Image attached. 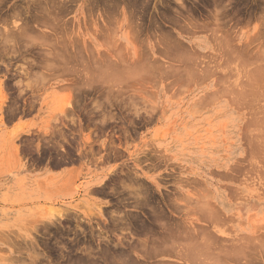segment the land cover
<instances>
[{
	"label": "rangeland",
	"instance_id": "obj_1",
	"mask_svg": "<svg viewBox=\"0 0 264 264\" xmlns=\"http://www.w3.org/2000/svg\"><path fill=\"white\" fill-rule=\"evenodd\" d=\"M47 1L0 0V264H264V0Z\"/></svg>",
	"mask_w": 264,
	"mask_h": 264
},
{
	"label": "bare ground",
	"instance_id": "obj_2",
	"mask_svg": "<svg viewBox=\"0 0 264 264\" xmlns=\"http://www.w3.org/2000/svg\"><path fill=\"white\" fill-rule=\"evenodd\" d=\"M49 1V0H48ZM47 1V2H48ZM43 8V7H42ZM43 10V9H42ZM49 11V10H48ZM43 12H44V10H43ZM61 12V11H60ZM39 13V12H38ZM52 13V12H51ZM47 14H49V13H47ZM41 15H43V14H41ZM44 16V15H43ZM42 16V17H43ZM47 16V18L49 17L48 15H46ZM5 18V17H4ZM47 18H45V16H44V20H43V22H47L45 19H47ZM47 20H49V19H47ZM55 20V19H54ZM42 22V23H43ZM26 23V22H25ZM62 23V22H61ZM25 25V24H24ZM42 25V24H41ZM46 25V24H45ZM54 25V24H53ZM48 26V25H47ZM22 27V26H21ZM50 27V26H49ZM48 28V27H47ZM54 28V27H53ZM59 28V27H58ZM60 28H62V26H60ZM55 30H56V28H55ZM54 30V31H55ZM60 30V29H59ZM58 30V31H59ZM19 31V30H18ZM43 31V30H42ZM52 31V30H51ZM44 32H46V31H44ZM48 32V31H47ZM41 33V32H40ZM7 34V33H6ZM6 34H5V36H6ZM43 34H45V33H42V36H43ZM49 34V33H48ZM53 34V33H52ZM56 34V33H55ZM163 34V33H162ZM166 34V33H165ZM168 34V33H167ZM53 36V35H52ZM166 37H167V35H165ZM169 36V35H168ZM163 37V36H162ZM47 38V37H46ZM60 38V37H59ZM62 38V37H61ZM66 38V37H65ZM69 38V37H68ZM169 38V37H168ZM55 39H58V38H55ZM164 39V38H163ZM53 40V39H52ZM62 40H64V39H62ZM162 40V39H161ZM46 41V40H45ZM169 40H167V42H168ZM73 42H74V40H73ZM76 42V41H75ZM157 42V41H156ZM171 42V41H170ZM61 43H63V44H60L62 47H64V48H66L67 46L65 45L66 43L65 42H63V41H61ZM65 43V44H64ZM72 43V42H71ZM155 43V42H154ZM159 43V42H158ZM157 43V44H158ZM172 43V42H171ZM75 44V43H74ZM168 44V43H167ZM57 45V44H56ZM65 45V46H64ZM72 45V44H71ZM154 45V44H153ZM170 45V44H169ZM52 46V45H51ZM54 46V45H53ZM59 46V45H58ZM69 46H70V44H69ZM73 46V45H72ZM76 46V45H75ZM156 46V45H155ZM160 47V46H159ZM166 47V46H165ZM172 47H174V46H172ZM182 47V46H181ZM51 48V47H50ZM57 48V47H56ZM64 48H62V49H64ZM68 48V47H67ZM70 48V47H69ZM68 48V49H69ZM74 48V47H73ZM79 48V47H78ZM161 48V47H160ZM170 48V47H169ZM179 48V47H178ZM53 49V48H52ZM61 49V50H62ZM80 49V48H79ZM167 49V48H166ZM170 49H172V48H170ZM176 49V48H175ZM71 50V49H70ZM163 50V49H162ZM225 50V49H224ZM53 51H55V50H53ZM57 51L59 52V50H58V48H57ZM57 51H55V53H57ZM65 51H67V50H65ZM78 51V50H77ZM77 51H76V53H77ZM166 51V50H165ZM173 51H174V49H173ZM176 51V50H175ZM174 51V52H175ZM47 52V51H46ZM46 52H44L45 54H46ZM64 52V51H63ZM68 52V51H67ZM188 52V51H187ZM54 52H52L51 50H50V52L48 53L49 55L50 54H53ZM66 53V52H65ZM230 53V52H229ZM47 54V55H48ZM178 54V53H177ZM46 55V56H47ZM184 55H185V53H184ZM184 55H181V56H184ZM45 56V57H46ZM58 57L57 58H54L57 62H58V60H60L59 59V56H60V54H58L57 55ZM76 56V55H75ZM189 56V55H188ZM48 57V56H47ZM53 57H54V55H53ZM53 57L51 58V59H53ZM185 57V56H184ZM183 57V58H184ZM50 58V57H49ZM48 58V59H49ZM60 58H62V57H60ZM69 58V57H68ZM68 58L65 56V54L63 55V58H62V62L64 63L65 62V60L67 59L68 60ZM149 58H150V56H149ZM149 58H147L146 57V59H149ZM41 59H42V57H41ZM47 59V58H46ZM45 59V60H46ZM53 59V60H54ZM58 59V60H57ZM79 59V58H78ZM82 59H83V56H82ZM81 59V60H82ZM156 59V58H155ZM154 59V60H155ZM194 59V58H193ZM137 60V59H136ZM141 60H143V58L141 59ZM145 60V59H144ZM154 60H152L151 59V62H150V59L148 60L150 63H148V64H150V65H152V64H154L155 63V61ZM180 60V59H179ZM189 60V59H188ZM97 61V60H96ZM147 60H145V62H146ZM147 61V62H148ZM182 61V60H181ZM184 61V60H183ZM182 61V62H183ZM186 61H187V59H186ZM193 61V60H192ZM45 62H47V61H45ZM61 62V61H60ZM59 62V63H60ZM62 62H61V64H62ZM67 62V61H66ZM65 62V64H67ZM95 62V61H94ZM142 62H144V61H142ZM35 63H39L38 61L37 62H35ZM48 63H50L49 61L47 62V63H45V64H47L48 65ZM54 63H56L55 61H54ZM58 63V64H59ZM96 63V62H95ZM136 63H139V61L137 60L136 61ZM152 63V64H151ZM179 63H181V62H179ZM187 63V62H186ZM41 64V65H40ZM45 64H43V65H45ZM58 64H57V66H58ZM120 64V63H119ZM133 64V63H132ZM158 64H160L159 62H158ZM36 65V64H35ZM39 65L40 66H43L42 65V63H39ZM47 65H45L46 67V69H48V67H47ZM60 65V64H59ZM84 65V64H83ZM134 65V64H133ZM150 65H149V67H150ZM170 65V64H169ZM174 65H176V64H174ZM174 65H173V67H174ZM49 66H53L52 65V63L49 65ZM56 66V68H58ZM60 66H64V65H60ZM70 66V65H69ZM81 66H82V64H81ZM87 66H90V65H87ZM122 66V65H121ZM137 66V65H136ZM138 66H139V64H138ZM54 67V66H53ZM53 67L51 68V69H53ZM61 67V68H62ZM65 67V66H64ZM100 67H101V65H100ZM140 67H142L141 65H140ZM148 67V68H149ZM82 68V67H81ZM88 68V67H87ZM152 68H153V66H152ZM154 68H155V65H154ZM45 69V70H46ZM91 69V68H90ZM89 69V70H90ZM118 69V68H117ZM120 69V68H119ZM134 69V68H133ZM178 69V68H177ZM67 70V69H66ZM84 70H85V68H84ZM101 70V69H100ZM121 70V69H120ZM180 70V69H179ZM49 71V70H48ZM96 71V70H95ZM131 71V70H130ZM134 71V70H133ZM193 71V70H192ZM137 72V71H136ZM136 72H134V73H136ZM178 72V71H177ZM184 73V72H183ZM89 74V73H88ZM94 74H96L95 72H94ZM125 74H127V73H125ZM129 74V73H128ZM131 74V73H130ZM139 74V73H138ZM171 74V73H170ZM259 74V73H258ZM256 75V74H255ZM127 77V76H126ZM130 77V76H129ZM92 78V77H91ZM96 80V79H95ZM178 82V81H177ZM181 82V81H180ZM124 83H126V82H124ZM127 87V86H126ZM243 88V87H242ZM245 88V87H244ZM242 90V89H241ZM244 90V89H243ZM245 90H249L250 91V89H245ZM243 93H245L244 91H243ZM253 94V93H252ZM241 95V94H240ZM246 95V94H245ZM254 96V95H253ZM262 134H264V133H262ZM264 138V137H263ZM264 141V140H263ZM262 143V142H261ZM263 145V144H262ZM200 203V202H199ZM138 204V203H137ZM202 204V203H201ZM203 204H204V202H203ZM175 205V204H174ZM207 203L204 205L205 207V209H204V212H205V210L206 209H208L207 208ZM173 206V205H172ZM171 206V207H172ZM178 206V205H177ZM210 206V205H209ZM158 207V206H157ZM200 207V206H199ZM216 207V206H215ZM174 208V207H173ZM172 208V209H173ZM202 208H203V206H202ZM213 208H214V204H213ZM162 209V208H161ZM175 209V208H174ZM177 209V208H176ZM192 209V208H191ZM198 209V208H197ZM215 209V208H214ZM214 209H212L213 210V213L214 212H216L215 210H217V208L214 210ZM178 210V209H177ZM196 210V209H195ZM203 210V209H202ZM176 211V210H175ZM192 211V210H191ZM194 211V210H193ZM201 211V210H200ZM207 211V210H206ZM203 212V211H202ZM212 212V211H211ZM155 213V212H154ZM213 213H211V214H213ZM219 214V212L217 211L216 213H215V217H216V214ZM200 214H201V212H200ZM204 214H206V213H202V217H205V216H203ZM209 212H207V217H208V219H210V218H212V216H214V214L212 215V216H210L211 215ZM198 216H200V215H198ZM219 216H221V215H219ZM157 217V216H156ZM160 217H161V215H160ZM165 217H166V215H165ZM215 217H213V218H215ZM159 218V217H158ZM163 219H164V217H162ZM200 218H201V216H200ZM212 218V219H213ZM224 218V217H223ZM217 219V218H216ZM155 220V219H154ZM159 220V219H158ZM157 220V221H158ZM171 220V219H170ZM215 220V219H214ZM221 220V219H220ZM160 221V220H159ZM158 221V222H159ZM163 221V220H162ZM161 221V222H162ZM166 221V220H165ZM164 221V222H165ZM169 221V220H168ZM167 221V222H168ZM175 221V220H174ZM204 221H206V220H204ZM210 221V220H209ZM144 222V221H143ZM157 222V223H158ZM176 222V221H175ZM225 222V221H224ZM157 223H155V224H157ZM166 223V222H165ZM211 223H213V220H212V222ZM139 224V223H138ZM181 224V223H180ZM141 225V224H140ZM166 225H167V223H166ZM166 225H164V226H166ZM174 225H177V224H174ZM183 225V224H182ZM181 225V226H182ZM202 225H204V224H202ZM212 225V224H211ZM149 226V225H148ZM148 226H147V228H148ZM155 226V225H154ZM168 226V225H167ZM172 226V225H171ZM171 226H168V227H171ZM178 226V225H177ZM180 226V227H181ZM191 226V225H190ZM189 226V227H190ZM216 226H217V224H216ZM142 227H145V226H142ZM151 227V226H150ZM161 227V226H160ZM175 227V226H174ZM187 227V226H186ZM188 227V228H189ZM202 227H205V226H202ZM211 227V226H210ZM188 228H186V229H188ZM222 228V227H221ZM149 230L151 229V228H148ZM153 229V228H152ZM161 229H163V228H161ZM180 229V228H179ZM182 229H185V227H181V230ZM209 229H211V228H209ZM213 229V228H212ZM137 230V229H136ZM173 230V229H172ZM223 230V229H222ZM163 231V230H162ZM187 231V230H186ZM192 231V230H191ZM177 232V234H175ZM180 232V231H179ZM188 232H190V229H189V231ZM193 232V231H192ZM208 232L209 231H207V233H205V231L203 232V233H201L200 235H197V234H195V235H190V234H187V235H185L186 233H185V231H184V233H183V231H182V234L181 233H178V231H174V232H172V234L169 232V233H165V235L163 234V235H152V236H150L149 238H148V240L147 241H140L141 242V246L142 247H145V246H150V248H147L146 249V247L142 250V252H143V254L139 251V253H141L144 257H146V258H148V257H150V256H152V255H157V254H159V252L158 251H161V253H163V251H165V252H167V253H169L170 252V254L172 255V254H174L175 255V253L177 254V255H175V256H177V258L179 257L180 259H182V260H185V261H190V264H191V262L192 263H194V262H196L197 260H198V262L196 263V264H198L199 262V264H202V263H204L203 261H206L205 262V264H207V261H208V256L209 257H211L209 260H212L213 258H216L217 256L216 255H218L220 252L219 251H223V250H217V249H219V248H223V247H221V245L222 244H220V247L219 246H217L216 245V243H217V241L219 240V239H221L220 237L221 236H219V239L216 241V243L214 244V239H212L211 238V236L213 235H210V234H208ZM213 232V231H212ZM148 233V232H147ZM209 233H211V232H209ZM223 233V232H222ZM153 234V233H152ZM157 234V233H156ZM181 236H180V235ZM150 235H151V233H150ZM183 235H185V237L183 236ZM190 235V236H189ZM220 235V234H219ZM183 236V237H182ZM213 237V236H212ZM225 237V236H224ZM235 237H236V235H235ZM215 238V237H214ZM239 238V237H238ZM241 238V237H240ZM239 238V239H240ZM124 239V238H123ZM140 239V238H139ZM185 239V240H184ZM187 239V240H186ZM143 240V239H142ZM213 240V241H212ZM254 241H255V239H253ZM252 240V241H253ZM181 241V242H180ZM188 241V242H187ZM234 241V240H233ZM242 241V240H241ZM246 240H244V242H245ZM249 241H251V240H249ZM249 241H247V242H249ZM183 242V243H182ZM259 242V241H258ZM137 243H138V241H137ZM239 243V242H238ZM256 244V242H253V244ZM138 244H140V243H138ZM144 244H146L145 246H144ZM230 244H231V242H230ZM229 244V245H230ZM239 245V244H238ZM242 245V244H241ZM245 245H246V243H245ZM257 245V244H256ZM216 246H217V249H215L216 248ZM233 246V245H232ZM243 246H244V244H243ZM252 246H254V245H252ZM139 247V246H138ZM219 247V248H218ZM225 247V246H224ZM241 247V246H240ZM245 247V246H244ZM250 247V246H249ZM229 248V247H228ZM230 248H232V247H230ZM234 248V247H233ZM141 249V248H140ZM225 249H226V247H225ZM248 249V248H247ZM254 249V248H253ZM252 249V250H253ZM256 249V248H255ZM219 252H217V251ZM229 250V249H228ZM227 250V251H228ZM239 250V249H238ZM251 250V251H252ZM171 251H172V253H171ZM226 250H224L223 252H225ZM232 251V250H231ZM230 251V252H231ZM233 251H234V249H233ZM244 251V250H243ZM242 251V252H243ZM164 252V253H165ZM238 251H237V249H236V253H237ZM110 253V252H109ZM121 253H124V252H122L121 251ZM229 253V252H228ZM228 253H226V254H228ZM234 253V252H233ZM254 253V252H253ZM116 254V253H115ZM118 254V253H117ZM126 254V253H125ZM128 254V253H127ZM130 254V253H129ZM166 254V253H165ZM230 254V253H229ZM239 254V253H238ZM255 254V253H254ZM109 255V254H108ZM110 255H111V253H110ZM119 256L121 255V254H118ZM131 255V254H130ZM130 255H129V257H130ZM133 255V254H132ZM131 255V256H132ZM173 255V256H174ZM210 255H212V256H210ZM215 257H214V256ZM224 255H225V253H224ZM231 255V254H230ZM236 255V254H235ZM98 256V255H97ZM121 256H123V255H121ZM221 256H223V255H220L219 256V258H216V259H214V260H212V263L211 264H215L214 262H215V260H217V259H220V257ZM227 256V255H226ZM225 256V257H226ZM239 256V255H238ZM257 256V255H256ZM99 257V256H98ZM124 257V256H123ZM122 257V258H123ZM126 257V256H125ZM124 257V258H125ZM153 257V256H152ZM224 257V258H225ZM231 257V256H230ZM230 257H229V259H230ZM241 257H242V255H241ZM243 257H245L244 255H243ZM110 258V257H109ZM121 258V257H120ZM204 258H206V259H204ZM223 258V259H224ZM232 258V257H231ZM235 258V257H234ZM247 258V257H246ZM252 257L250 256V259H251ZM96 259V258H95ZM112 259V258H111ZM204 259V260H203ZM226 259V258H225ZM253 259H255V258H253ZM83 260V259H82ZM88 260V259H87ZM113 260V259H112ZM111 260V261H112ZM119 260H121V259H118V262H119ZM124 260V259H123ZM126 260V259H125ZM149 260V259H148ZM201 260V261H200ZM203 260V261H202ZM241 260V259H240ZM239 260V261H240ZM243 260V259H242ZM244 260H245V258H244ZM91 261V260H90ZM94 261V260H93ZM116 261V260H115ZM135 260H133V258H132V260H131V257L130 258H128L125 262H123L124 264H135V262H134ZM138 261V260H137ZM194 261V262H193ZM214 261V262H213ZM221 261V260H220ZM223 261V260H222ZM224 261H226V260H224ZM256 261H257V259H256ZM85 262H86V260H85ZM89 262V261H88ZM109 262V261H108ZM117 262V261H116ZM174 262H176V261H174ZM182 262V261H181ZM188 262H187V264H188ZM238 262V261H237ZM121 263V262H120ZM171 263V262H170ZM185 263V262H184ZM221 263V262H220ZM232 263V262H231ZM235 264H236V262H234ZM241 263V262H240ZM248 263V262H247ZM258 263V262H257ZM86 264V263H85ZM136 264H138L137 262H136ZM162 264V263H161ZM169 264V263H168ZM176 264H178V263H176ZM195 264V263H194ZM208 264H210L209 263V261H208ZM222 264V263H221ZM249 264V263H248ZM252 264H256V263H252Z\"/></svg>",
	"mask_w": 264,
	"mask_h": 264
}]
</instances>
